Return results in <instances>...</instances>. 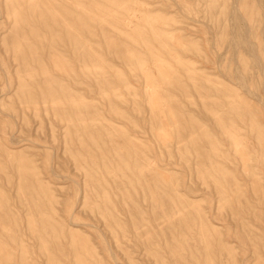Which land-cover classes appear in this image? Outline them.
Returning a JSON list of instances; mask_svg holds the SVG:
<instances>
[{
  "label": "rangeland",
  "instance_id": "rangeland-1",
  "mask_svg": "<svg viewBox=\"0 0 264 264\" xmlns=\"http://www.w3.org/2000/svg\"><path fill=\"white\" fill-rule=\"evenodd\" d=\"M0 264H264V0H0Z\"/></svg>",
  "mask_w": 264,
  "mask_h": 264
},
{
  "label": "bare ground",
  "instance_id": "bare-ground-1",
  "mask_svg": "<svg viewBox=\"0 0 264 264\" xmlns=\"http://www.w3.org/2000/svg\"><path fill=\"white\" fill-rule=\"evenodd\" d=\"M234 43L237 44V42H234ZM234 43H233V44H234ZM249 43H250V42H249ZM248 47H249V46H248ZM234 54H235V53H234ZM70 73H71V72H70ZM173 74H174V73H173ZM146 99H147V98H146ZM146 101H147V100H146ZM164 115H165V114H164ZM83 145H84V144H83ZM23 164H24V163H23ZM23 164H22V165H23ZM141 167H142V165H141ZM137 168H138V167H137ZM18 169H19V168H18ZM21 169H22V168H21ZM139 171H140V170H139ZM143 173H144V172H143ZM143 173H142V174H143ZM40 179H41V177H40ZM97 179H98V178H96V180H97ZM39 183L41 184V182H39ZM36 188H37V187H36ZM37 189H38V188H37ZM38 190H39V189H38ZM80 257H81V256H80ZM90 257H91V256H90Z\"/></svg>",
  "mask_w": 264,
  "mask_h": 264
}]
</instances>
